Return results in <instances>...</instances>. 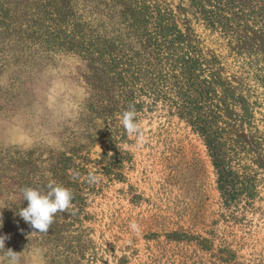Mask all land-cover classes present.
Masks as SVG:
<instances>
[{
    "label": "rangeland",
    "instance_id": "1",
    "mask_svg": "<svg viewBox=\"0 0 264 264\" xmlns=\"http://www.w3.org/2000/svg\"><path fill=\"white\" fill-rule=\"evenodd\" d=\"M164 1L189 43L198 37L231 77L222 101L250 150L253 198L227 201L205 143L168 106L144 109L136 116L139 132L128 134L121 119L111 124L81 108L84 68L76 58L43 69L32 82L11 68L0 88L15 82L9 98L22 97V106L14 112L0 94V180L6 183L0 221L22 219L11 209L24 202V187L62 185L66 178L62 186L73 193L71 207L56 214L47 233L25 231L40 249L19 251L20 264H264V158L253 142L264 137V109L245 97L235 72L246 57L264 55V37L242 29L229 43L208 27L193 0ZM0 264H7L3 254Z\"/></svg>",
    "mask_w": 264,
    "mask_h": 264
},
{
    "label": "trees",
    "instance_id": "2",
    "mask_svg": "<svg viewBox=\"0 0 264 264\" xmlns=\"http://www.w3.org/2000/svg\"><path fill=\"white\" fill-rule=\"evenodd\" d=\"M193 5L208 27L229 43L242 29L264 37V0H193ZM70 58L84 68L78 79L85 87L81 108L93 119L115 124L129 108L139 115L159 103L166 105L205 143L227 201L253 198L250 150L237 138L238 125L226 117L222 101L231 77L198 37L189 43L166 1L0 0V79L16 67V73L32 82L43 69ZM235 72L244 82L245 97L263 110L264 55L246 57ZM15 85L4 92L7 85L0 88L14 112L22 106V97L9 98ZM259 134L253 142L264 158V137ZM5 184L0 180V193ZM61 184H68L66 178ZM24 207L26 202L13 207L11 216ZM28 228L22 219L2 221L0 235L9 237L7 249L39 250L25 239Z\"/></svg>",
    "mask_w": 264,
    "mask_h": 264
},
{
    "label": "clouds",
    "instance_id": "3",
    "mask_svg": "<svg viewBox=\"0 0 264 264\" xmlns=\"http://www.w3.org/2000/svg\"><path fill=\"white\" fill-rule=\"evenodd\" d=\"M137 113L134 108H129L121 114V123L128 134L139 132V125L136 119ZM20 193L27 207L19 208L16 212L22 220L28 224L33 233H47L54 222L57 213L67 211L73 201V193L68 188L49 182L44 187H24ZM2 227V221H0ZM131 228L139 232L140 228L132 224ZM8 236L0 235V254L6 257L7 264H20L21 254L11 249L5 250V241Z\"/></svg>",
    "mask_w": 264,
    "mask_h": 264
}]
</instances>
